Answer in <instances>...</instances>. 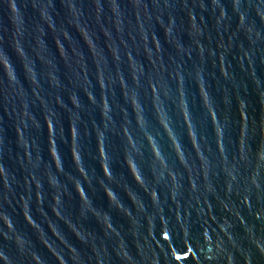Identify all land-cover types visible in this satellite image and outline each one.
Here are the masks:
<instances>
[{
  "label": "water",
  "instance_id": "95a60500",
  "mask_svg": "<svg viewBox=\"0 0 264 264\" xmlns=\"http://www.w3.org/2000/svg\"><path fill=\"white\" fill-rule=\"evenodd\" d=\"M0 264H264V0H0Z\"/></svg>",
  "mask_w": 264,
  "mask_h": 264
}]
</instances>
